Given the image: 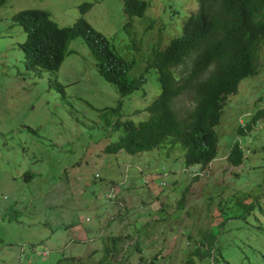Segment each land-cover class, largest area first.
Here are the masks:
<instances>
[{
    "label": "rangeland",
    "instance_id": "374dc122",
    "mask_svg": "<svg viewBox=\"0 0 264 264\" xmlns=\"http://www.w3.org/2000/svg\"><path fill=\"white\" fill-rule=\"evenodd\" d=\"M81 2L90 3L82 16L131 62L128 76H144L121 97L118 108L115 86L98 73L81 35L68 42L57 69L24 66L19 42L25 34L11 14L38 7L66 25L81 15ZM145 2L143 13L126 27L121 0L0 4V264H53L70 255L80 256L73 262L94 264L102 238L108 241L105 234L125 233L119 241L121 264H189L188 249L196 245L209 247L214 260L202 252L191 255L190 264L259 262L264 250V119L247 138L239 137L245 149L239 164L228 163L223 154L240 119L264 105V43L257 71L240 79L213 126L216 156L199 166H210L209 173L191 180L189 187L191 170L198 166L184 165L177 142L166 139L135 154L102 149L121 132L116 118L146 117L142 106L158 91L154 69H144L150 44L163 45L178 34L196 8L194 0ZM173 106L183 115L191 106L188 94L179 93ZM25 172H31L30 178L23 177ZM110 185L117 199L107 200ZM215 210L219 216L213 218ZM202 235L207 237L199 242Z\"/></svg>",
    "mask_w": 264,
    "mask_h": 264
},
{
    "label": "trees",
    "instance_id": "16d2710c",
    "mask_svg": "<svg viewBox=\"0 0 264 264\" xmlns=\"http://www.w3.org/2000/svg\"><path fill=\"white\" fill-rule=\"evenodd\" d=\"M4 1L0 0V4ZM196 1L197 8L183 19L178 34L169 37L163 45L158 41L150 44L144 69H154L158 91L144 106L147 116L137 121L116 118L114 126L120 125L121 132L115 140L103 146L104 151L123 149L133 154L149 150L168 139L169 143L177 142L182 147L184 165L197 163L204 166L216 156L217 133L213 126L219 120L225 99L236 90L242 76L255 73L257 69L256 51L264 43V0ZM144 5L143 0H121V9L128 16L140 14ZM89 6V2H81V15L66 25L57 24L48 10L38 7L18 9L10 17L24 30L25 35L19 45L27 68L57 69L68 52V42L81 35L94 58L96 70L115 86L119 95L115 108H118L121 97L139 86L144 76H128L131 62L118 54L106 37L82 16ZM129 23L130 20L124 22V27ZM56 87L62 92L61 85ZM183 91L189 92L194 104L180 116L174 109L173 100ZM250 112L249 117L233 129L234 137L226 154L230 164L237 165L243 158L236 136L247 138L252 133L264 119V105ZM261 152L264 163V142ZM24 176L30 178L31 172H25ZM221 203L225 211V202ZM176 206L180 203L176 202ZM214 215L219 216V211L211 212V217ZM165 220L156 219L154 223ZM105 235L108 241L102 238L101 253L94 264H109L112 258L117 259L116 264H121L119 253L122 245L119 241L127 234ZM206 237L202 235L198 241ZM188 251L185 260L190 264L191 255L210 254L211 250L196 245ZM76 259L79 260L80 256H60L53 264L86 263L73 262ZM250 264H264V250L259 262Z\"/></svg>",
    "mask_w": 264,
    "mask_h": 264
},
{
    "label": "clouds",
    "instance_id": "9594fccd",
    "mask_svg": "<svg viewBox=\"0 0 264 264\" xmlns=\"http://www.w3.org/2000/svg\"><path fill=\"white\" fill-rule=\"evenodd\" d=\"M144 1V3H145V5H144V8H143V10H142V12L140 13V14H132V15H130V16H128L127 14H125L124 12V14H125V19H126V21L127 20H130V21H132V19H133V17L134 16H140L142 13H143V11H144V9H145V6H146V2H145V0H143ZM195 2H196V8H197V1L196 0H194ZM195 8V9H196ZM195 9L194 10H192V11H195ZM191 11V12H192ZM190 12V13H191ZM83 14V13H82ZM189 15V14H188ZM187 15V16H188ZM186 16V17H187ZM182 23V22H181ZM181 26V25H180ZM261 45L262 44H260V47H261ZM260 47L257 49V51H256V58H257V56H258V51H259V49H260ZM257 64H258V59H257ZM256 71H257V69H256ZM252 74H254V73H249V74H246V75H244V76H242L240 79H242L243 77H245V76H248V75H252ZM240 79L238 80V82H237V84H236V90L238 89V86L240 85V83H239V81H240ZM239 83V84H238ZM235 90V91H236ZM234 91V92H235ZM234 92H232V93H234ZM187 94H188V96H189V92H186ZM231 94V93H230ZM229 96V95H228ZM153 98V97H152ZM190 98V97H189ZM228 98V97H227ZM190 100H191V98H190ZM147 104V103H146ZM145 104V105H146ZM193 104H194V101H191V106L189 107V108H192V106H193ZM145 105H143L142 106V109L143 110H145L144 109V106ZM188 109V108H187ZM186 109V110H187ZM185 110V111H186ZM146 111V110H145ZM147 112V111H146ZM185 113V112H184ZM249 113H250V111H248L247 112V114L249 115ZM184 115V114H183ZM147 116V115H146ZM249 117V116H248ZM145 118V117H144ZM144 118H141V119H144ZM123 119H131V118H123ZM119 120H122V119H120L119 118ZM133 120V119H132ZM137 120H140V118H138ZM137 120H133V121H137ZM219 121V120H218ZM243 121L240 119V121H239V123H242ZM236 139H237V143H238V145L240 146V149H241V151H242V153H243V156H244V147H243V145L240 143V141H239V137L238 136H236ZM109 142H111V141H109ZM109 142H107V143H109ZM106 143V144H107ZM156 147V146H155ZM102 149H103V147H102ZM119 150H121V149H118L117 151H119ZM181 150V149H180ZM104 151V150H103ZM125 151V150H124ZM104 152H107V151H104ZM125 153H127L126 151H125ZM137 153V152H136ZM181 153H182V150H181ZM130 154V153H129ZM133 154H135V153H133ZM169 153H167V155H168ZM226 154H227V152L226 153H224L223 154V157L226 159ZM215 157V156H214ZM213 157V158H214ZM212 158V159H213ZM211 159V160H212ZM210 160V161H211ZM209 161V162H210ZM226 161L229 163V161L226 159ZM195 165H197L198 167H195V169H193V170H191V173H190V175H191V178H190V180H189V182H187V186L189 187V183L191 182V180H194V181H197L198 179H199V176L200 175H204V174H207V173H209V172H207L208 171V169H210V166H207L206 167V169L204 170V169H201L200 167H203V166H201L200 164H197V163H195ZM185 166H187V165H185ZM200 166V167H199ZM96 175V174H95ZM143 181L145 182V179H143ZM108 196H109V198L110 199H112L113 198V196L115 195V192H114V188H113V185H110V188L108 189ZM209 256H210V258L208 259V260H214V256L213 257H211V255L209 254ZM207 264H209L208 262H207Z\"/></svg>",
    "mask_w": 264,
    "mask_h": 264
}]
</instances>
